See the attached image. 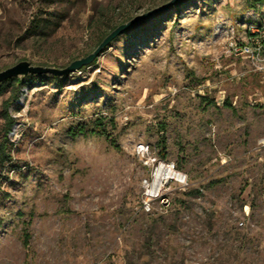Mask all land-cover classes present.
I'll use <instances>...</instances> for the list:
<instances>
[{
  "label": "rangeland",
  "instance_id": "1",
  "mask_svg": "<svg viewBox=\"0 0 264 264\" xmlns=\"http://www.w3.org/2000/svg\"><path fill=\"white\" fill-rule=\"evenodd\" d=\"M168 1L0 0V71L64 68ZM263 16L185 0L70 76L2 82L0 264H264V75L228 53ZM162 162L184 179L149 196Z\"/></svg>",
  "mask_w": 264,
  "mask_h": 264
},
{
  "label": "water",
  "instance_id": "2",
  "mask_svg": "<svg viewBox=\"0 0 264 264\" xmlns=\"http://www.w3.org/2000/svg\"><path fill=\"white\" fill-rule=\"evenodd\" d=\"M185 0H170L162 5H159L157 8H153L143 14L137 15L128 22L119 24L115 26V29L112 30L109 34H107L100 42L99 46L92 52L88 53L85 57H81L79 59H75L68 66L64 68H54L49 66H37L32 65L28 61H20L16 63L14 66L6 68L0 71V84L4 81L15 79V78H23L28 76L29 74H36L39 76H43L44 74L52 75L54 77H67L80 70L83 67H87L93 63L101 52L108 47L112 41L123 32L132 28V26L138 24L139 22L144 21L153 15L158 14L164 10L171 8L173 5L183 2Z\"/></svg>",
  "mask_w": 264,
  "mask_h": 264
},
{
  "label": "built area",
  "instance_id": "3",
  "mask_svg": "<svg viewBox=\"0 0 264 264\" xmlns=\"http://www.w3.org/2000/svg\"><path fill=\"white\" fill-rule=\"evenodd\" d=\"M228 53L247 61L253 72L264 75V16L248 23L244 41H232Z\"/></svg>",
  "mask_w": 264,
  "mask_h": 264
},
{
  "label": "bare ground",
  "instance_id": "4",
  "mask_svg": "<svg viewBox=\"0 0 264 264\" xmlns=\"http://www.w3.org/2000/svg\"><path fill=\"white\" fill-rule=\"evenodd\" d=\"M154 172L153 181L147 193L149 196H156L162 190L163 183L168 180L177 181L184 179V176L181 173L175 171L170 165L163 162L158 165Z\"/></svg>",
  "mask_w": 264,
  "mask_h": 264
},
{
  "label": "trees",
  "instance_id": "5",
  "mask_svg": "<svg viewBox=\"0 0 264 264\" xmlns=\"http://www.w3.org/2000/svg\"><path fill=\"white\" fill-rule=\"evenodd\" d=\"M254 1L259 2V1H264V0H254ZM39 26H40V23H38L36 25V27H39ZM9 81H11L13 83H15V82L18 83L20 80L15 78V79H11ZM4 118H5V129L7 131V130H9L11 128V126L13 124V119L10 118V116H8L5 112H4ZM4 145L5 144L3 142H2V144H0V167L3 166L1 164H3V162L5 160V154H4L5 147H4ZM25 238H26L25 242L27 243L28 235H26Z\"/></svg>",
  "mask_w": 264,
  "mask_h": 264
}]
</instances>
